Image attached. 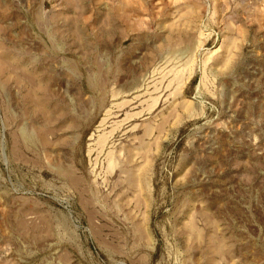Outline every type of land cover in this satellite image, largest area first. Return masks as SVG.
Returning <instances> with one entry per match:
<instances>
[{
	"label": "rangeland",
	"instance_id": "1",
	"mask_svg": "<svg viewBox=\"0 0 264 264\" xmlns=\"http://www.w3.org/2000/svg\"><path fill=\"white\" fill-rule=\"evenodd\" d=\"M0 264H264V0H0Z\"/></svg>",
	"mask_w": 264,
	"mask_h": 264
}]
</instances>
